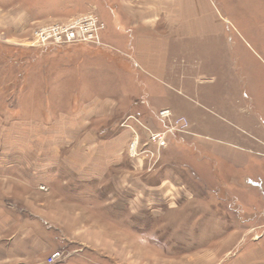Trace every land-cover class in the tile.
Returning <instances> with one entry per match:
<instances>
[{
	"label": "rangeland",
	"instance_id": "374dc122",
	"mask_svg": "<svg viewBox=\"0 0 264 264\" xmlns=\"http://www.w3.org/2000/svg\"><path fill=\"white\" fill-rule=\"evenodd\" d=\"M95 1L0 0V152L4 146L8 155V159L0 157L4 209L35 196L13 188L21 180L13 177V170L23 173L24 169L21 124L38 120L49 125L60 113L75 117L86 101L82 80L86 43L37 47L34 31L86 13L96 14L104 28L96 8L88 6ZM214 3L217 49L187 51L183 58L192 88L181 89L178 96L189 113L178 117L166 109L170 115L162 118V107L138 105L146 104V97L130 99L116 113L114 106L113 112L108 108L90 132L99 138L120 130L117 123L131 124L136 132L127 146L126 161L111 168L99 183L59 193L72 199L75 210L92 224L122 235L124 242L137 248L139 264L165 260L184 264V258L201 250L231 249L233 240L218 239L225 234L235 232L237 238L249 226L250 236L264 231L257 225L264 221V0ZM254 3L261 4L259 12ZM226 66L229 80L222 76ZM52 83L64 88L63 96H52ZM86 131L85 123L75 140L86 136ZM210 142L241 148L247 165L236 172L214 162L207 151ZM8 185L10 191L4 188ZM38 190L37 200L56 197L46 186ZM127 232H137L139 238L131 241ZM211 236L216 240H209Z\"/></svg>",
	"mask_w": 264,
	"mask_h": 264
},
{
	"label": "crops",
	"instance_id": "0c3cea01",
	"mask_svg": "<svg viewBox=\"0 0 264 264\" xmlns=\"http://www.w3.org/2000/svg\"><path fill=\"white\" fill-rule=\"evenodd\" d=\"M90 4L106 30L100 46L86 44L81 75L86 84V101H82L75 117L60 113L49 125L43 126L38 120L21 124L20 149L24 152L20 160L24 169L23 173L13 170V177L21 180L12 184L35 196L20 200L16 208L0 207V264H47V257L64 249L67 256L55 264H139L137 248L124 242L122 235L92 224L75 210L72 199L59 193L99 183L111 168L126 161L127 146L136 132L131 124L117 123L115 127L120 130L99 138L90 132L103 121L108 108L111 112L114 106L116 113L130 99L146 97V104L140 102V107L158 105L171 110L174 116L188 114L178 96L181 89L192 88L183 58L187 51H215L219 45L214 0H97ZM254 8L259 12L261 4L254 3ZM224 64H228L226 57ZM222 76L229 80V66L223 69ZM57 85L52 83L53 97L64 95V88L59 90ZM131 87L143 94L135 93ZM101 89L105 90L102 94L98 91ZM85 123L86 136L75 140ZM207 145L212 160L231 170L237 172L248 163L241 148L222 142ZM6 154L3 146L0 157L8 159ZM40 185L56 197L51 201L35 199ZM8 186L4 187L6 191H10ZM257 225L263 228L264 221ZM249 230L250 226L239 238L235 232L218 238L233 240L231 249L223 253L201 250L184 258V264H264V231L250 236ZM128 235L131 241L139 238L137 232ZM209 240L216 239L211 236ZM162 264L172 262L165 260Z\"/></svg>",
	"mask_w": 264,
	"mask_h": 264
},
{
	"label": "built area",
	"instance_id": "2783aa9c",
	"mask_svg": "<svg viewBox=\"0 0 264 264\" xmlns=\"http://www.w3.org/2000/svg\"><path fill=\"white\" fill-rule=\"evenodd\" d=\"M102 28L103 24L96 14L86 13L66 22L51 23L38 27L34 31V45L37 47H58L74 43H86L99 46L101 45L99 33ZM160 114L162 118L170 115L166 109L162 110ZM158 139L161 138L158 136ZM131 149L134 150V147ZM66 256L65 251L58 250L46 258V263L55 264Z\"/></svg>",
	"mask_w": 264,
	"mask_h": 264
},
{
	"label": "bare ground",
	"instance_id": "6f19581e",
	"mask_svg": "<svg viewBox=\"0 0 264 264\" xmlns=\"http://www.w3.org/2000/svg\"><path fill=\"white\" fill-rule=\"evenodd\" d=\"M134 144H135V142H134ZM134 144H133V145H134Z\"/></svg>",
	"mask_w": 264,
	"mask_h": 264
}]
</instances>
